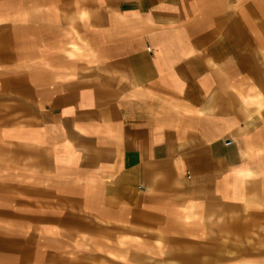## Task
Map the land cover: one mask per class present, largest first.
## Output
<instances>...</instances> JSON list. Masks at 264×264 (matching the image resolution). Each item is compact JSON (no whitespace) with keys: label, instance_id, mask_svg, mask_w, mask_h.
<instances>
[{"label":"crops","instance_id":"obj_1","mask_svg":"<svg viewBox=\"0 0 264 264\" xmlns=\"http://www.w3.org/2000/svg\"><path fill=\"white\" fill-rule=\"evenodd\" d=\"M260 222L264 0H0V264H264Z\"/></svg>","mask_w":264,"mask_h":264},{"label":"rangeland","instance_id":"obj_2","mask_svg":"<svg viewBox=\"0 0 264 264\" xmlns=\"http://www.w3.org/2000/svg\"><path fill=\"white\" fill-rule=\"evenodd\" d=\"M251 237L246 239V244L251 247L264 245V222L251 224ZM231 246L237 247L239 244L243 245L244 240H241L237 233L230 232V237L226 239Z\"/></svg>","mask_w":264,"mask_h":264}]
</instances>
